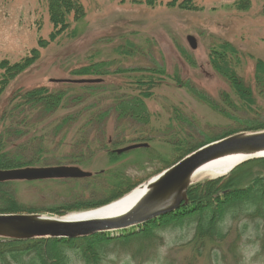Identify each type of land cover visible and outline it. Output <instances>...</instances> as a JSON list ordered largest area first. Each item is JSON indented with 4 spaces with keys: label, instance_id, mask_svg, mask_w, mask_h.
I'll return each instance as SVG.
<instances>
[{
    "label": "rangeland",
    "instance_id": "obj_1",
    "mask_svg": "<svg viewBox=\"0 0 264 264\" xmlns=\"http://www.w3.org/2000/svg\"><path fill=\"white\" fill-rule=\"evenodd\" d=\"M77 1L80 14L54 24L49 0H0V81L5 68L11 75L0 84L1 152L26 164L20 167L91 172L6 184L27 214L64 216L108 204L217 138L264 131V0ZM78 79L99 81H65ZM36 89L50 95L48 105L28 95ZM11 107L16 116L3 120ZM132 144L145 146L115 151ZM261 159L189 182L172 211L102 232L110 240L97 264H264L256 213L228 215L226 235L210 240L190 220L187 196L189 187L224 182L235 170L242 186L264 176ZM213 187L205 198L227 192ZM63 250L67 264H86Z\"/></svg>",
    "mask_w": 264,
    "mask_h": 264
},
{
    "label": "trees",
    "instance_id": "obj_2",
    "mask_svg": "<svg viewBox=\"0 0 264 264\" xmlns=\"http://www.w3.org/2000/svg\"><path fill=\"white\" fill-rule=\"evenodd\" d=\"M77 2V0H49L48 5L50 6V9H53L54 11H51L53 23L59 24V22L63 19L62 17L70 11L72 12L76 10L75 12L80 14L81 10L78 5L79 3L77 4ZM54 14H58V16L54 18ZM219 58L220 57L214 59ZM8 70L9 68L4 69L3 75H1L3 80L7 77L6 75L8 74ZM223 70L225 69L223 68ZM8 75L11 76L10 74ZM3 80L0 81V84H3ZM45 94L46 93L43 89H36L31 91L28 95L40 97L35 99H37L41 105H48L51 98H49L50 95L46 96ZM14 111L15 110L12 107L3 111L2 119H5L4 116H16V114L13 113ZM209 141H213V139H208L205 143H208ZM257 161H264V159ZM25 165L26 164L17 161L16 157H9L6 152H1L0 150V169L15 168ZM240 179L241 175H239L238 171L235 170V172L233 171L230 175H228L224 182L222 181L220 183L218 182L220 180H216L218 183H214L215 181H212L211 183H214L212 186H210L211 184L204 183L205 185H202V188L197 184L188 188L187 196L189 198V204L191 205V212H189L188 215L191 216L190 220H196L195 227L201 235L205 234L210 240H222L224 237L223 235H226V233L223 232V225L221 224L223 220L228 217V215L234 216L235 214H241L243 212H252L256 213L258 215V219L263 222V225L258 223L257 227L254 226L257 234L255 238L258 242H261V240L262 242L264 241V176L260 173L254 174L253 178L247 184L243 185L244 188L240 184ZM14 183L17 182H0V214L31 213L21 207H18L19 205L12 201L13 199L9 192L4 189L6 184L13 185ZM216 184H218L219 189L215 186ZM209 186L210 188L214 186L213 189H216V191L221 189L220 191L227 190V192H224L221 196H214L213 194V197H209L210 199L208 197L205 198L204 196L207 193L210 194V192H212L209 190ZM125 189L127 188L125 187ZM236 191L237 193L243 191L242 197H239V194L235 195ZM186 211L188 212V210ZM173 213L165 214L162 217H166L168 215L178 216L181 214V211L179 209ZM152 224L153 222L149 223L147 226H151ZM259 228L261 229L258 230ZM241 230L245 231L244 229ZM199 237H197V240H200ZM108 240H110V238L101 233L71 239L0 238V264H67V253L63 250L64 248L79 255L82 258V261L86 264H97L99 259L97 258L98 256L96 257V254L100 255V246L103 247ZM260 248H264V244L261 243Z\"/></svg>",
    "mask_w": 264,
    "mask_h": 264
},
{
    "label": "water",
    "instance_id": "obj_3",
    "mask_svg": "<svg viewBox=\"0 0 264 264\" xmlns=\"http://www.w3.org/2000/svg\"><path fill=\"white\" fill-rule=\"evenodd\" d=\"M187 40L192 48L196 46L192 36H188ZM65 81L72 83H92L99 80L78 79ZM140 146H145V144H132L115 151L120 153ZM237 150H262L264 153V131L229 136L199 147L159 173L158 177L152 182L149 190L140 200L117 218L110 220L91 219L67 221L50 219L38 214H0V236L15 239L40 237L76 238L139 225L179 207L189 184L187 182L188 178L196 167L219 155ZM256 157H264V154L249 156L246 159ZM246 159H243V161ZM90 176L91 172L82 170L75 165L26 166L0 169V182L13 180L77 179ZM171 195L175 196L174 202L168 206H161L165 199Z\"/></svg>",
    "mask_w": 264,
    "mask_h": 264
},
{
    "label": "bare ground",
    "instance_id": "obj_4",
    "mask_svg": "<svg viewBox=\"0 0 264 264\" xmlns=\"http://www.w3.org/2000/svg\"><path fill=\"white\" fill-rule=\"evenodd\" d=\"M260 154H264L262 150L259 151L237 150L219 155L196 167L190 174L187 182L188 183L195 182L205 178H212L215 176L225 175L233 168L232 166L242 162L243 159H246L249 156H256ZM15 168H20V167H15ZM157 177L158 174L148 179L147 181L141 183L140 185L136 186L128 193L111 201L108 204L100 205L98 207L88 210L69 212L64 216H56V215H43V216L50 219H58V220L62 219L67 221H81V220H91V219L110 220L113 218H117L118 216L128 211L133 205H135L140 200V198L149 190L152 182ZM174 199L175 196L173 195L169 196L167 199H165V201L162 203L161 206L170 205L172 202H174Z\"/></svg>",
    "mask_w": 264,
    "mask_h": 264
}]
</instances>
